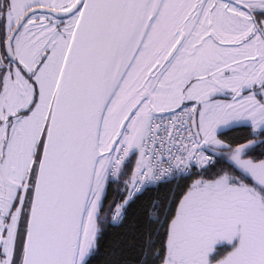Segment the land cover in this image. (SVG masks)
I'll return each instance as SVG.
<instances>
[{"label": "snow or ice", "instance_id": "snow-or-ice-1", "mask_svg": "<svg viewBox=\"0 0 264 264\" xmlns=\"http://www.w3.org/2000/svg\"><path fill=\"white\" fill-rule=\"evenodd\" d=\"M0 264H264V0H0Z\"/></svg>", "mask_w": 264, "mask_h": 264}, {"label": "trees", "instance_id": "trees-1", "mask_svg": "<svg viewBox=\"0 0 264 264\" xmlns=\"http://www.w3.org/2000/svg\"><path fill=\"white\" fill-rule=\"evenodd\" d=\"M230 246L229 245H223V246H218V248H217V253H216V256L217 255H222L223 254V252L224 251H226V250H228V248H229Z\"/></svg>", "mask_w": 264, "mask_h": 264}, {"label": "rangeland", "instance_id": "rangeland-1", "mask_svg": "<svg viewBox=\"0 0 264 264\" xmlns=\"http://www.w3.org/2000/svg\"><path fill=\"white\" fill-rule=\"evenodd\" d=\"M223 245H225V244H221V246H223ZM227 245V244H226ZM218 246H220V245H218ZM218 246H217V248H218ZM219 255H217V256H214V258H217Z\"/></svg>", "mask_w": 264, "mask_h": 264}]
</instances>
